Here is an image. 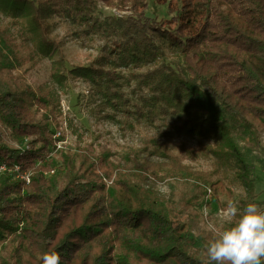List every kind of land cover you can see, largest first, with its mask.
Returning <instances> with one entry per match:
<instances>
[{"label":"trees","instance_id":"1","mask_svg":"<svg viewBox=\"0 0 264 264\" xmlns=\"http://www.w3.org/2000/svg\"><path fill=\"white\" fill-rule=\"evenodd\" d=\"M101 1L129 13L100 15L98 0H0L18 35L0 25V264H40L45 251L61 264H210L208 235L176 223L152 184L189 187L180 214L219 192L254 202L256 167L264 171V0H157L173 13L160 21L146 15L147 0ZM54 17L99 52L68 68ZM42 58L60 90L85 82L96 119L143 130L137 145L112 161L109 149L51 154L58 92L1 76ZM176 147L211 169L187 166Z\"/></svg>","mask_w":264,"mask_h":264},{"label":"rangeland","instance_id":"2","mask_svg":"<svg viewBox=\"0 0 264 264\" xmlns=\"http://www.w3.org/2000/svg\"><path fill=\"white\" fill-rule=\"evenodd\" d=\"M98 1L97 10L100 15L110 12L116 14L129 13L128 11H116L104 5L101 0ZM173 2L174 0L172 3ZM146 15L156 21H160L170 19L173 13L168 10L167 4H161L157 0H147ZM51 21L54 24L52 36H54L58 42L62 43V53L64 54L66 66L68 68L78 62L86 64L90 54L96 55L99 52L98 45L95 49H86L82 47L79 42L68 36L65 32V22L59 18L54 17ZM0 25L12 32L15 37L18 36L14 20L1 12ZM17 39L20 41L19 38ZM49 70L50 61L47 58H42L32 69L6 70L1 76L15 78L21 85H28L32 88L44 86L58 92L60 96L59 114L49 121L50 127L55 132L54 136L57 138L55 141L56 146L52 149L51 154L59 157L61 152L74 154L80 149L86 148L97 154L99 150L109 149L114 154L110 159L112 161L115 160L121 152L137 145L138 139L144 133L143 130L140 129L134 133H123L113 122L96 119L89 112L92 101L88 92V86L85 82L81 80L71 81L67 91L64 92L60 90L57 85H53L49 77ZM125 90L128 92V88ZM4 139L7 143L16 145L11 141L8 134H4ZM30 139L32 140L33 138ZM177 142L179 147H194L196 145L193 140L185 138H179ZM174 150L179 153L183 163L187 166L201 171L211 169L209 160L201 157L194 160L189 158L187 154L182 152L178 147ZM255 171L257 176L255 192L257 195L254 203L264 206V171H262L259 166L256 167ZM104 175L106 182L108 184L111 183L114 177L109 166H107ZM152 187L161 194L174 209V221L176 223L182 222L185 219L190 220L195 225L194 232L202 236L208 235L204 230L206 218L211 220L216 219L219 210L225 207L229 199L238 201V196L228 197L225 193L219 192L217 200L215 201L214 198H211V204L209 206L205 204L193 206L188 211L180 214L178 213V209H180L179 202L184 195L189 193V187L186 184L178 180L168 179L163 182L153 183ZM235 192L239 194L240 190H236ZM11 238L14 241L19 240L18 235ZM203 247H205V243Z\"/></svg>","mask_w":264,"mask_h":264},{"label":"clouds","instance_id":"3","mask_svg":"<svg viewBox=\"0 0 264 264\" xmlns=\"http://www.w3.org/2000/svg\"><path fill=\"white\" fill-rule=\"evenodd\" d=\"M205 251L210 264H264V206L241 207L229 199L216 219L205 220ZM40 264H61L56 251H45Z\"/></svg>","mask_w":264,"mask_h":264},{"label":"built area","instance_id":"4","mask_svg":"<svg viewBox=\"0 0 264 264\" xmlns=\"http://www.w3.org/2000/svg\"><path fill=\"white\" fill-rule=\"evenodd\" d=\"M6 169L5 165H0V171H3ZM25 179H27V175H22ZM28 180V179H27ZM220 211V210H219Z\"/></svg>","mask_w":264,"mask_h":264}]
</instances>
